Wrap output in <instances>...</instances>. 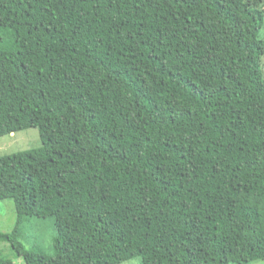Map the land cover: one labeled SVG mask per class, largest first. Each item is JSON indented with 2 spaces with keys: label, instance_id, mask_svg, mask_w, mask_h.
I'll list each match as a JSON object with an SVG mask.
<instances>
[{
  "label": "trees",
  "instance_id": "obj_1",
  "mask_svg": "<svg viewBox=\"0 0 264 264\" xmlns=\"http://www.w3.org/2000/svg\"><path fill=\"white\" fill-rule=\"evenodd\" d=\"M263 25L264 0H0V137L41 139L0 156V241L26 264L264 260Z\"/></svg>",
  "mask_w": 264,
  "mask_h": 264
},
{
  "label": "rangeland",
  "instance_id": "obj_2",
  "mask_svg": "<svg viewBox=\"0 0 264 264\" xmlns=\"http://www.w3.org/2000/svg\"><path fill=\"white\" fill-rule=\"evenodd\" d=\"M260 37L264 39V25L260 30ZM264 62V59H263ZM41 145L38 128L31 127L9 135L0 137V156L12 154L18 151L31 149ZM16 222V210L12 200L0 201V230L10 232ZM23 243L28 249H39L46 256H55L53 237L55 225L53 218L32 217L25 221ZM0 254L11 258L15 264H26L23 257L18 256L10 245L0 241ZM121 264H142L140 256H136ZM250 264H264V260Z\"/></svg>",
  "mask_w": 264,
  "mask_h": 264
}]
</instances>
